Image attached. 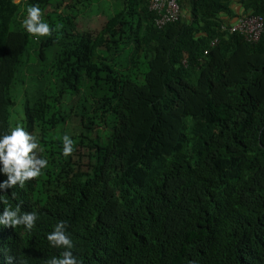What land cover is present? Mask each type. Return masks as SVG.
Returning <instances> with one entry per match:
<instances>
[{"label":"trees","instance_id":"obj_1","mask_svg":"<svg viewBox=\"0 0 264 264\" xmlns=\"http://www.w3.org/2000/svg\"><path fill=\"white\" fill-rule=\"evenodd\" d=\"M151 1L0 0V134L21 125L48 160L6 190L40 219L0 226V264L59 256L58 220L84 264H264V25L230 30L264 0H176L162 28ZM33 4L58 36L24 29ZM106 6L99 32L76 28Z\"/></svg>","mask_w":264,"mask_h":264},{"label":"clouds","instance_id":"obj_2","mask_svg":"<svg viewBox=\"0 0 264 264\" xmlns=\"http://www.w3.org/2000/svg\"><path fill=\"white\" fill-rule=\"evenodd\" d=\"M17 4L24 3V1ZM26 2V1H25ZM24 29L34 36H49L53 31H58L63 25L57 22L50 26L42 19V10L38 5H31L26 9V17L22 21ZM60 155L69 157L73 153L74 141L69 135L60 137ZM42 151L39 141L31 132L17 124L6 134H0V175L6 179L0 180V205H4L0 212V226L12 227L23 226L27 232H31L40 219L37 211L23 212L21 204L15 207L5 199L6 190L14 187L23 188L26 182L42 174V170L48 167V160L37 154ZM9 197V196H8ZM11 199L16 198V193L11 192ZM68 224L64 220H58L51 231L46 234V239L50 247L63 249L59 256H51L44 259L43 264H84L83 258L74 255V243L72 234L67 231ZM8 264H11V257H6Z\"/></svg>","mask_w":264,"mask_h":264},{"label":"built area","instance_id":"obj_3","mask_svg":"<svg viewBox=\"0 0 264 264\" xmlns=\"http://www.w3.org/2000/svg\"><path fill=\"white\" fill-rule=\"evenodd\" d=\"M18 2L27 0H17ZM150 9L157 13L156 24L162 28L169 23L179 19L181 8L176 0H152ZM264 21L261 17H246L231 27L232 32L239 31L244 34L249 40H258L263 31ZM207 53V52H205Z\"/></svg>","mask_w":264,"mask_h":264},{"label":"rangeland","instance_id":"obj_4","mask_svg":"<svg viewBox=\"0 0 264 264\" xmlns=\"http://www.w3.org/2000/svg\"><path fill=\"white\" fill-rule=\"evenodd\" d=\"M16 3H17V2H16ZM112 13H113V12H112ZM112 13H111V14H112ZM107 16H109V15H107ZM106 18H107V17H106ZM53 19H54L55 23L59 22V19H58L57 16H53ZM97 21H98V20H97ZM59 23H61V22H59ZM92 23H93L92 20H86V21H83V20L81 19L79 25L76 26V28H77L79 31H83V30H85V31H88V32H91V33H92V32H93V33H97V32H99L100 29L104 26L105 21H104V20L101 21V22L98 21V23H95V25H94V24L92 25ZM61 24H62V23H61ZM92 26H93V27H92ZM133 26H135V24L131 23V26L129 27V29H131ZM58 33H59V34L61 33V30H60V29L54 33V37H55V36H58ZM64 127H65V125L63 126L62 124H59V125L56 126V131H55V135H56V136H55V139H56V140H58V141L61 140L60 137L63 135Z\"/></svg>","mask_w":264,"mask_h":264},{"label":"crops","instance_id":"obj_5","mask_svg":"<svg viewBox=\"0 0 264 264\" xmlns=\"http://www.w3.org/2000/svg\"><path fill=\"white\" fill-rule=\"evenodd\" d=\"M110 10L111 11H113L114 10V8L110 5ZM234 10L239 14V15H241L242 14V12H243V9H241L240 7H239V5H234ZM108 12H110L109 10L107 11V6H106V9H104V10H101V11H99V13L98 12H94L93 13V15H94V17H92L93 19H97V14H98V19L100 20V22L101 21H105V20H107V18H103V16H105V17H108L107 15H109V13ZM103 13V14H102ZM106 22V21H105Z\"/></svg>","mask_w":264,"mask_h":264}]
</instances>
